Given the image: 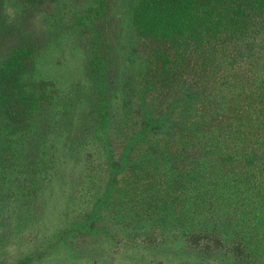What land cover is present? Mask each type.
I'll list each match as a JSON object with an SVG mask.
<instances>
[{
  "label": "trees",
  "instance_id": "obj_1",
  "mask_svg": "<svg viewBox=\"0 0 264 264\" xmlns=\"http://www.w3.org/2000/svg\"><path fill=\"white\" fill-rule=\"evenodd\" d=\"M66 1L0 0V43H14L0 54L5 123L22 109L45 146L54 114L68 138L48 179L68 160L82 192L100 184L116 231L135 233L114 235L133 264H167L157 249L179 264H264V0H133L118 44L112 0ZM45 47L79 76L42 77Z\"/></svg>",
  "mask_w": 264,
  "mask_h": 264
},
{
  "label": "rangeland",
  "instance_id": "obj_2",
  "mask_svg": "<svg viewBox=\"0 0 264 264\" xmlns=\"http://www.w3.org/2000/svg\"><path fill=\"white\" fill-rule=\"evenodd\" d=\"M86 1L67 0L64 5L67 9L82 8ZM132 3L133 0H112V21L122 23L121 27L116 26L117 30L111 28L117 44L123 35L125 39L130 38L124 17ZM47 12L51 10H42V14L36 15V29L43 43L47 38L46 26L50 24L43 16ZM0 44L2 54V46L6 48L14 43L5 41ZM45 48L47 51L38 64L42 77H63L69 83L79 76L80 65L71 63L68 58L67 66L58 67L53 47ZM124 48L126 46L123 51ZM142 49L144 47L139 45L136 52L144 58ZM111 51L117 54L115 47ZM69 109L75 113L73 107ZM74 113L68 118L62 114V120H67L63 123L65 126L74 120ZM4 116L0 113V264H133L136 260L128 261L127 256L135 249L132 250L130 245L119 249L114 243V235L120 237L119 233L134 239L135 233L131 229L125 234L120 229L116 231L117 226L112 224H118L117 216L105 213L110 208L111 196L106 195L100 184L98 188L95 185L91 187L93 190L87 188L82 192L80 184L83 180L79 175L84 172L81 174L82 170H75L73 162L68 160H65L67 172H61L63 176L58 182L48 179L56 171L58 152L55 143L57 140H60L59 144L63 143L68 138V130L56 128L57 121L52 114L53 119L48 121L45 130L47 142L42 146L41 131L36 127L39 125L28 127L25 111L17 108L9 114L14 120L12 128L5 123ZM35 121L36 117L31 122ZM43 177H46L45 181H42ZM149 226L145 224L142 228ZM150 251L156 254L155 258H168L167 264H179L169 256L162 257L168 250Z\"/></svg>",
  "mask_w": 264,
  "mask_h": 264
}]
</instances>
